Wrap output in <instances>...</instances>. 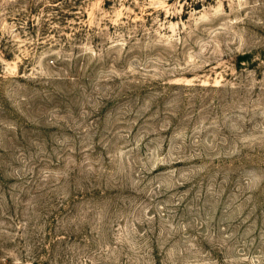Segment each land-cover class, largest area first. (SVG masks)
Here are the masks:
<instances>
[{
	"label": "rangeland",
	"instance_id": "obj_1",
	"mask_svg": "<svg viewBox=\"0 0 264 264\" xmlns=\"http://www.w3.org/2000/svg\"><path fill=\"white\" fill-rule=\"evenodd\" d=\"M0 264H264V0H0Z\"/></svg>",
	"mask_w": 264,
	"mask_h": 264
},
{
	"label": "trees",
	"instance_id": "obj_2",
	"mask_svg": "<svg viewBox=\"0 0 264 264\" xmlns=\"http://www.w3.org/2000/svg\"><path fill=\"white\" fill-rule=\"evenodd\" d=\"M243 57H247V56H243Z\"/></svg>",
	"mask_w": 264,
	"mask_h": 264
}]
</instances>
